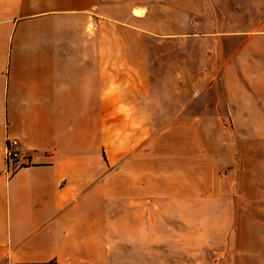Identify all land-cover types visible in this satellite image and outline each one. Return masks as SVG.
<instances>
[{
  "label": "crops",
  "instance_id": "1",
  "mask_svg": "<svg viewBox=\"0 0 264 264\" xmlns=\"http://www.w3.org/2000/svg\"><path fill=\"white\" fill-rule=\"evenodd\" d=\"M155 39L210 43L214 79L239 89L227 69L249 61L264 91V0H0V264H142L116 212L210 194L194 131L222 113L184 104L157 126ZM8 139L25 165L6 163Z\"/></svg>",
  "mask_w": 264,
  "mask_h": 264
},
{
  "label": "rangeland",
  "instance_id": "2",
  "mask_svg": "<svg viewBox=\"0 0 264 264\" xmlns=\"http://www.w3.org/2000/svg\"><path fill=\"white\" fill-rule=\"evenodd\" d=\"M230 42L226 39L220 57L233 53ZM206 45L213 48L170 39L150 45L157 126L189 104L197 116L219 110L225 128L194 131L196 168L208 178L196 179V186L209 188L210 194L163 208L116 212V234L130 237L129 255L142 264H237L241 255L250 264H258V256L264 263V107L251 105L264 101L256 98L264 91H253L251 84L258 66L253 69L248 61L243 68L227 69L228 78L241 76L240 89L233 81L223 83L214 79L217 68L206 66Z\"/></svg>",
  "mask_w": 264,
  "mask_h": 264
},
{
  "label": "built area",
  "instance_id": "3",
  "mask_svg": "<svg viewBox=\"0 0 264 264\" xmlns=\"http://www.w3.org/2000/svg\"><path fill=\"white\" fill-rule=\"evenodd\" d=\"M3 156L8 165H25L27 157L25 152L21 149L20 143L15 139H8L6 141Z\"/></svg>",
  "mask_w": 264,
  "mask_h": 264
}]
</instances>
